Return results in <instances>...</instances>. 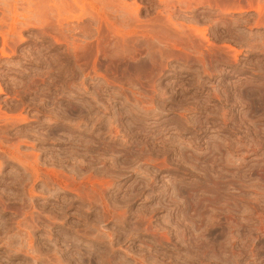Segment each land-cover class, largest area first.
Segmentation results:
<instances>
[{
    "label": "rangeland",
    "instance_id": "rangeland-1",
    "mask_svg": "<svg viewBox=\"0 0 264 264\" xmlns=\"http://www.w3.org/2000/svg\"><path fill=\"white\" fill-rule=\"evenodd\" d=\"M0 264H264V0H0Z\"/></svg>",
    "mask_w": 264,
    "mask_h": 264
},
{
    "label": "bare ground",
    "instance_id": "bare-ground-1",
    "mask_svg": "<svg viewBox=\"0 0 264 264\" xmlns=\"http://www.w3.org/2000/svg\"><path fill=\"white\" fill-rule=\"evenodd\" d=\"M1 91V90H0Z\"/></svg>",
    "mask_w": 264,
    "mask_h": 264
}]
</instances>
